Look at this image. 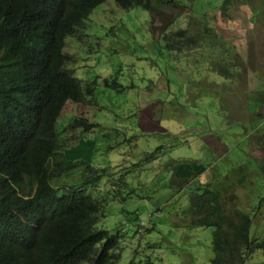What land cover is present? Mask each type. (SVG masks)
<instances>
[{
	"label": "rangeland",
	"instance_id": "374dc122",
	"mask_svg": "<svg viewBox=\"0 0 264 264\" xmlns=\"http://www.w3.org/2000/svg\"><path fill=\"white\" fill-rule=\"evenodd\" d=\"M198 4L154 1L151 12L123 11L108 0L66 38L64 54L73 61L64 68L84 87L97 84L96 105H71L56 128L69 168L85 167L81 156L97 152L90 163L106 174L100 188L91 182V196L114 186L121 191L100 214V228L121 235L120 260L112 264L152 258L155 264H213L215 227L190 225L200 217L192 199L208 189L220 195L232 220L252 218L254 242L264 237V0H230L226 17ZM206 11L216 14L223 39L211 38V47L202 49L174 36L189 29L196 37ZM164 35L175 45L170 52L155 45ZM232 44L237 51L229 50ZM114 76L136 88L119 93L101 84ZM73 116L100 127L65 131ZM97 140L101 149L93 151ZM72 173L53 183L58 195L84 182L79 170ZM243 264H264V249L249 251Z\"/></svg>",
	"mask_w": 264,
	"mask_h": 264
},
{
	"label": "trees",
	"instance_id": "16d2710c",
	"mask_svg": "<svg viewBox=\"0 0 264 264\" xmlns=\"http://www.w3.org/2000/svg\"><path fill=\"white\" fill-rule=\"evenodd\" d=\"M107 1L0 0V264H112L120 260L116 248L121 235L111 234L99 225L102 205L117 198L121 191L114 186L95 197L86 189L94 178L100 188V180L106 174L91 169V158H95L96 149H101L98 140L91 148L95 152L74 158L86 160L85 165L94 173L90 182H80L85 187L80 184L60 196L59 189L53 186L69 161V150L64 151L60 143L56 123L71 112V105L88 106L97 85L84 87L64 68L73 61L64 54L66 38L73 36ZM154 1L169 6L178 0H115L123 11L141 8L148 12ZM197 3L198 9L217 10L226 17L230 0H224L221 6L214 0ZM207 12L199 19L201 31L194 34L196 37L190 36L189 29L174 36L185 43L197 41L202 49L211 47V38L223 39L216 14ZM168 38L164 35L162 43L155 42L158 50L170 52L175 48L168 44ZM230 49L235 50V45ZM101 84L119 93L136 88L134 83L122 85L117 76L104 79ZM98 127L87 118L73 116L64 130L89 132ZM203 192L192 199V211L200 217L190 225L215 227L213 264H243L249 251L264 249V237L254 242L250 236L253 220L249 215L234 221L221 208L219 194L211 189ZM144 227L140 225V231ZM155 227H145L146 232ZM145 264L155 262L152 258Z\"/></svg>",
	"mask_w": 264,
	"mask_h": 264
},
{
	"label": "clouds",
	"instance_id": "9594fccd",
	"mask_svg": "<svg viewBox=\"0 0 264 264\" xmlns=\"http://www.w3.org/2000/svg\"><path fill=\"white\" fill-rule=\"evenodd\" d=\"M74 34H76V33H74ZM238 43V42H237ZM211 45V44H210ZM235 45V50L234 51H237V49H238V47H237V45L236 44H234ZM219 66L221 67V62H220V64H219ZM93 102H94V100H92V102L89 104V105H92L93 104ZM74 105H77V104H74ZM88 105V106H89ZM88 106H86V107H88ZM62 117V116H61ZM80 118H87V117H85V116H81ZM94 151V150H93ZM70 161V160H69ZM68 161V162H69ZM68 162H66L65 164H64V172L62 173V175H60L61 177H59V178H57V180L56 181H58V180H60L61 178H68V177H70V176H72V172L74 171V170H79L80 172H81V175H82V179H84V181L85 180H88V179H90V178H92L93 177V175H94V173H92V171H91V169H93V170H96V169H94V168H89V167H87V165H85V167H84V165H82V168H77L78 167V165H74V167H72V168H69V163ZM90 170V171H89ZM97 171V170H96ZM55 181V182H56ZM96 181H98L97 180V178H94V182H96ZM80 182V181H79ZM89 186H91V184H88V185H86V189L87 190H89V189H92V188H90ZM61 187V186H60ZM57 189H58V187H56ZM60 196V195H59ZM120 244V243H119ZM119 246V245H118Z\"/></svg>",
	"mask_w": 264,
	"mask_h": 264
}]
</instances>
